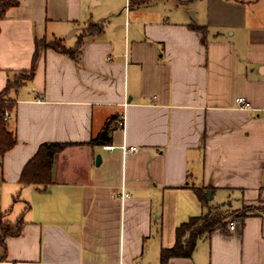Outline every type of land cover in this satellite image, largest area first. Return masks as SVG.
<instances>
[{
    "label": "crops",
    "instance_id": "obj_1",
    "mask_svg": "<svg viewBox=\"0 0 264 264\" xmlns=\"http://www.w3.org/2000/svg\"><path fill=\"white\" fill-rule=\"evenodd\" d=\"M45 39L75 53L42 47L6 96L19 218L0 213L21 229L0 264H161L179 224L215 212L168 264H264V0H19L0 19V93ZM44 142L73 143L50 183H21Z\"/></svg>",
    "mask_w": 264,
    "mask_h": 264
},
{
    "label": "trees",
    "instance_id": "obj_2",
    "mask_svg": "<svg viewBox=\"0 0 264 264\" xmlns=\"http://www.w3.org/2000/svg\"><path fill=\"white\" fill-rule=\"evenodd\" d=\"M19 0H0V19H2L6 11L13 6L18 4ZM101 25L90 24L87 28H85V32L89 31H100ZM43 40H40L36 44V50L33 55V60L31 67L27 70V73L24 76H20L19 79L15 80L12 84L10 81L7 82L5 88L0 93V156L3 155L5 151L10 149L16 143V139L14 137L13 131L8 126V119H5V112L12 111L15 102L10 100L6 96L8 92L13 87L17 86L22 80L30 79L33 77L35 71V62L39 55V44ZM56 43H46L42 47H51L54 50L60 52H66L70 54H74L75 50L66 47L60 40H54ZM107 136L104 134L103 136H96L92 138L87 143H95L104 144L107 142ZM73 143V142H72ZM70 142H44L39 147L37 153L25 164L21 175L20 182L24 184H36L43 183L47 184L51 182V167L54 155L65 148L66 146L72 144ZM82 143V142H80ZM79 143V144H80ZM78 144V143H77ZM0 217L2 214L0 213ZM224 217V214L220 212H215L209 215H198L190 218V220L179 224L176 227V240L172 247L163 248L161 250L160 262L161 264H168L170 257L173 256H188L191 254L198 237L206 232L212 230V228L220 222ZM201 220L200 223H197ZM197 223V224H196ZM16 229L10 230L8 228H0V245L4 247V255L1 257L5 258V245L4 238L7 235H17L21 229L20 221L15 224ZM185 233H188L185 236Z\"/></svg>",
    "mask_w": 264,
    "mask_h": 264
},
{
    "label": "rangeland",
    "instance_id": "obj_3",
    "mask_svg": "<svg viewBox=\"0 0 264 264\" xmlns=\"http://www.w3.org/2000/svg\"><path fill=\"white\" fill-rule=\"evenodd\" d=\"M188 5H190V8L192 9V10H194V8L192 7V3H188ZM204 11V6H203V8H202V12ZM194 18V17H193ZM192 18V19H193ZM194 20V19H193ZM48 42H50V43H56V41H54L53 39L52 40H49V41H47L46 39L45 40H43L42 42H40V44H39V49H41L42 48V46L44 45V44H46V43H48ZM25 74H20V75H18V76H16L12 81H10V83L12 84L15 80H17V79H19V77L20 76H24ZM11 112V111H10ZM0 160H1V157H0ZM0 164H1V161H0ZM1 166V165H0ZM11 189V188H10ZM10 189L9 188H7V186H5V185H3V182H2V180H1V178H0V209H2V207H3V211L5 210L6 212H8V214H6V217L9 219V220H12V221H14L15 222V220L16 219H18L17 217L15 218L14 217V211H16V209L18 208V206H19V204L17 205V206H15L14 207V209L13 208H11V206H13V203L14 202H11L10 200H9V195H10ZM12 193V192H11ZM14 199H18V195H17V193L16 192H14V194H13V198H12V200H14ZM6 203H7V205H6ZM10 203V204H9ZM3 205H6V206H3ZM4 211V212H5ZM0 212H1V210H0ZM234 213L235 212H232V213H230V217H232L233 215H234ZM14 222H6L4 219H3V217H0V228H8V229H10V230H14V229H16V225H15V223ZM0 231H1V229H0Z\"/></svg>",
    "mask_w": 264,
    "mask_h": 264
},
{
    "label": "built area",
    "instance_id": "obj_4",
    "mask_svg": "<svg viewBox=\"0 0 264 264\" xmlns=\"http://www.w3.org/2000/svg\"><path fill=\"white\" fill-rule=\"evenodd\" d=\"M237 101H238L239 105L242 106V107H247L248 106L247 100L245 98H243V97H238ZM4 117H5V119H7L9 117V112L8 111L5 112ZM103 147L106 148V149H113L115 146L112 145V144H105V145H103ZM120 147L122 148L123 151L133 150L134 149V146H125V144H122ZM112 195L113 196H119L121 199H123L124 197H126L128 195V193L125 192V191H122L120 194H112ZM237 219H238V217L235 214L232 217L229 218L228 227L231 230L235 228Z\"/></svg>",
    "mask_w": 264,
    "mask_h": 264
},
{
    "label": "water",
    "instance_id": "obj_5",
    "mask_svg": "<svg viewBox=\"0 0 264 264\" xmlns=\"http://www.w3.org/2000/svg\"><path fill=\"white\" fill-rule=\"evenodd\" d=\"M100 159H101V158H100V154H97V155H96V163H99V162H100Z\"/></svg>",
    "mask_w": 264,
    "mask_h": 264
}]
</instances>
